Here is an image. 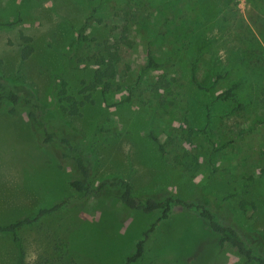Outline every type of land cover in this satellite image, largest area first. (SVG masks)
<instances>
[{
  "label": "rangeland",
  "instance_id": "obj_1",
  "mask_svg": "<svg viewBox=\"0 0 264 264\" xmlns=\"http://www.w3.org/2000/svg\"><path fill=\"white\" fill-rule=\"evenodd\" d=\"M6 22L13 23L0 25V74L38 96L43 118L78 144L93 180L118 175L134 196L203 203L264 255V0H0V23ZM84 23L88 36L112 41L125 31L130 41L104 96L94 90L84 98L82 90L92 66L77 58L93 45L85 43L71 57ZM20 33L32 47L23 60ZM147 48L163 65L146 67L138 79ZM191 69L205 86L214 73L223 77L203 92L189 81ZM161 72L170 79L162 104L149 91ZM61 81L81 102L76 115L61 111ZM232 82L238 83L240 110L214 99ZM19 117L25 119L23 109ZM20 118L0 112V223L72 193L56 154L27 141ZM149 131L163 143V156L146 137ZM71 201L18 230L22 264H121L158 215L115 199ZM216 241L203 217L173 207L132 264H251ZM0 264H15L10 237L3 234Z\"/></svg>",
  "mask_w": 264,
  "mask_h": 264
},
{
  "label": "trees",
  "instance_id": "obj_2",
  "mask_svg": "<svg viewBox=\"0 0 264 264\" xmlns=\"http://www.w3.org/2000/svg\"><path fill=\"white\" fill-rule=\"evenodd\" d=\"M95 11L91 8L89 17ZM13 22L0 23L11 25ZM85 23L79 26L76 30L74 41L71 45V57L79 55V50L82 49L85 43H91L93 48L87 54H81L77 61L85 62L92 66L88 80H82L83 91H87L84 98L91 91L98 90L104 96L112 87V80L117 75L118 66L121 62V48L129 47L130 41L125 35V31L112 41L107 39H98L88 36L84 32ZM19 40L22 46L19 50V57L23 60L29 57L32 52L30 46V37L22 33L19 34ZM146 62L145 66L139 68L137 78L141 76V72L146 67L152 69L162 68V63L158 62L147 48L145 51ZM128 68V66H126ZM156 78L150 83L149 91L153 98L157 99L160 104L163 103V92L168 89L169 78L163 72L155 76ZM223 77V73H214L211 77L209 85L200 84L190 70L189 81L191 84L203 92H207L209 87L217 80ZM237 82H232L227 87L217 92L214 99L219 101L229 102L233 110H240L243 104L237 99L235 89ZM131 87L126 88L127 95L124 101H128L131 93ZM58 94L64 104L60 105L61 111L68 115H76L79 110L78 102L73 96L67 93L66 82L61 81ZM23 109L24 118L19 117V110ZM210 105H205V118L209 116ZM43 104L38 96L29 88L20 84H10L0 74V112L9 117H17L21 119V124L28 133L27 141L36 142L40 146L50 149L57 156L58 165L67 171L66 185L71 190V195L53 202L48 207L39 208L33 215L21 216L12 219L5 223H0V234L10 237L14 253L15 264H22L24 260V249L18 230L26 224L33 223L39 217L55 212L63 207L70 206L73 199L76 198H105L115 199L121 205L129 209L140 210L144 213L158 211L156 219H154L147 229L141 233V236L135 241L132 252L127 255L121 264H132L141 256L143 244L148 234L153 231L156 222L165 219L171 213L173 207L184 208L192 211L203 217L206 221L208 229L213 232L216 237V245L219 248L228 246L232 248L236 254L243 258L245 262L251 264H264V255L255 247L241 238L237 231L230 225L221 223L216 213L204 205L193 200L181 199L172 195L161 196H134L132 194V185L127 179L118 175H109L107 177L92 179L91 169L79 146L75 141L63 134L60 130L55 129L45 121L42 116ZM146 137L151 140L158 154L163 156L166 153L165 147L161 140L156 137L151 131L146 134ZM28 142V143H29ZM264 164V150L261 153ZM213 168L210 169V173ZM264 173V165L262 168ZM209 173V174H210Z\"/></svg>",
  "mask_w": 264,
  "mask_h": 264
}]
</instances>
